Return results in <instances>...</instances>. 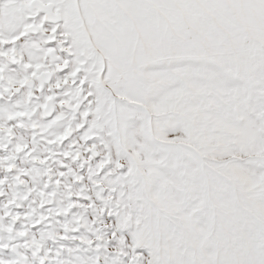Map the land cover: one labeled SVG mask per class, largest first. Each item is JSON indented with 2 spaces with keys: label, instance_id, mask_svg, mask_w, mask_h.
Segmentation results:
<instances>
[{
  "label": "snow or ice",
  "instance_id": "obj_1",
  "mask_svg": "<svg viewBox=\"0 0 264 264\" xmlns=\"http://www.w3.org/2000/svg\"><path fill=\"white\" fill-rule=\"evenodd\" d=\"M0 264H264V0H0Z\"/></svg>",
  "mask_w": 264,
  "mask_h": 264
}]
</instances>
